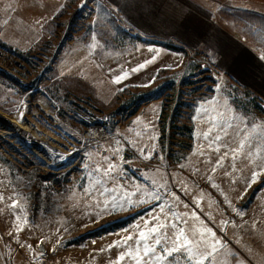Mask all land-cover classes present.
Instances as JSON below:
<instances>
[{
	"label": "rangeland",
	"instance_id": "rangeland-1",
	"mask_svg": "<svg viewBox=\"0 0 264 264\" xmlns=\"http://www.w3.org/2000/svg\"><path fill=\"white\" fill-rule=\"evenodd\" d=\"M181 1L191 11L181 10V3L169 5L170 0H136L135 7H125L123 12L184 17L162 24L155 40L136 19L123 17L121 0H0V264H116L128 250L124 237L136 236L137 225L147 231L144 220L157 203L154 193L165 212L170 207L188 221L187 232L206 234L209 246L220 241L210 264H264V206L254 201L264 180L252 191L251 176L241 169L254 156L251 167L258 173L264 168V128L247 131L245 121L247 129L240 123L229 130L228 146L222 144L216 157L228 154L214 172L216 161L207 158L201 144L183 157L178 143L186 138L174 133L189 125L197 129L208 100L215 102L212 114L224 106L260 124L264 45L254 50L241 36V26H262L249 15L264 16V5ZM206 20L209 34L201 38ZM177 27L179 33H170ZM167 34L175 39L164 40ZM234 34L252 48V57L234 48L244 46ZM42 36L43 42L30 48ZM228 37L232 44L224 43ZM145 41L161 49L122 67L121 44ZM199 137L197 130L195 141ZM129 142L151 158L141 157ZM240 142L242 152L232 157V147L239 149ZM106 158L125 172L128 180L121 183L136 193L131 199L144 203L102 211L98 201L104 197L96 181L109 185L103 177ZM103 228L109 232L101 234ZM117 241L121 244L109 247Z\"/></svg>",
	"mask_w": 264,
	"mask_h": 264
},
{
	"label": "snow or ice",
	"instance_id": "snow-or-ice-1",
	"mask_svg": "<svg viewBox=\"0 0 264 264\" xmlns=\"http://www.w3.org/2000/svg\"><path fill=\"white\" fill-rule=\"evenodd\" d=\"M136 0H126L127 7H135ZM152 61H148L151 63ZM144 65H140L143 68ZM136 71V69H134ZM20 120L23 122V113L20 115ZM229 128L232 125L228 126ZM223 132V137L220 134H216L211 137V131L205 133V139L209 137L212 138V144H226L227 137L229 136L228 129L224 125L220 126L219 129ZM133 148L139 152L140 156L144 159H150V155L145 153L143 148H138L136 144L129 142ZM212 145H209L211 148ZM54 151V150H53ZM216 152H220V147L214 149ZM203 153H201L202 155ZM227 152L218 157L215 166L213 167V172L217 167H223V159L227 156ZM58 159H63L62 156H58ZM107 168L103 172V177L109 179V185L105 186L102 180L96 181V190L99 191L100 196L104 197L102 201H98L99 205L102 207V211H115L117 207L123 208L124 205L133 207L136 203H144L145 201L134 202L131 197L136 195L135 192H128L125 184L121 183L122 180H128L125 172L118 171V166L107 161ZM97 171H100L97 169ZM228 174L227 172L225 173ZM257 178V173H253L251 180L254 182ZM216 187V185H213ZM133 187H136L133 185ZM87 191V189H85ZM119 193V195H117ZM4 197L0 195V200ZM151 199L156 201L154 208L148 209L149 218L144 220V225L147 228L145 230H139V225H137L138 233L136 236L127 235L124 237L123 244L127 246L128 250L126 253L121 254L116 264H121L125 259H130L134 264H179L177 256L181 257L185 264H210V261L214 254L218 251L215 247L220 241L216 240L209 246L206 234H195L186 231L183 225L188 223L187 220L183 219L176 213L171 211L169 207L168 211L165 212V205L162 203L161 196L159 193H154ZM120 201L121 203H118ZM229 206L231 203L229 202ZM12 207H15L13 204ZM156 209L159 210L160 215L156 214ZM242 214V213H238ZM99 215V213H97ZM194 215V214H193ZM155 222V223H153ZM227 224L228 222H223ZM19 226L17 225V231H19ZM211 233V229L207 230ZM13 235V233H9ZM199 235V239L194 237ZM214 236L215 234L212 233ZM121 242L117 241L114 245L109 247H115L120 245ZM21 247H31V245H21ZM42 255V253H41Z\"/></svg>",
	"mask_w": 264,
	"mask_h": 264
},
{
	"label": "crops",
	"instance_id": "crops-1",
	"mask_svg": "<svg viewBox=\"0 0 264 264\" xmlns=\"http://www.w3.org/2000/svg\"><path fill=\"white\" fill-rule=\"evenodd\" d=\"M64 1L66 4V3H68L69 0H64ZM138 1L143 3L145 0H138ZM233 1H236L238 3H244V2H246V3H261L264 5V0H233ZM178 3H181L178 6V7H182L181 10L191 11L189 8V5L187 4V6H186L185 4H183V1H181V0H170L169 5L177 8L176 5ZM125 7H126V1L121 0V9H122L121 11H122L123 17L128 16V17H130V18H128L129 20H131L132 18L136 19V23L138 22L137 26L144 29L145 31H147L148 32L147 35L150 38L155 39V40L158 38H161L157 35L159 34L160 28L163 27L162 24L172 25L174 21L171 19H174L176 16L179 17V15L176 13H173V14H168V13L157 14L156 16H155V14L149 15V14L144 13V12H142L143 14L139 13V12H137V14H136L134 12L130 13V11H127V12L124 11L125 12L124 13L123 10H125ZM3 18H4V16L2 14V10H0V25L1 26L3 24ZM152 18L154 19V21L151 20ZM177 19H184V17L180 16ZM220 28H222V27H220ZM178 29L179 28L177 27L175 29L170 28L169 30H170V33L177 34V33H179ZM209 30H210V28L208 25V20H206V23L203 25L202 31H200V34H202L201 38L205 37L206 34H209ZM0 32H1V27H0ZM126 32L127 31H125V33ZM192 33H195V32H192ZM167 35H169V34H167ZM220 35H221V37H223V36H225V33L223 31H221ZM170 36H172V35L170 34L169 36H165L164 40H174L175 39V38L170 37ZM234 36H236V39H237L239 44H241L243 42L237 35L234 34ZM45 38H46L45 36L40 37L41 42L39 44H36V45L34 44L30 48H37L38 45H40ZM225 41H228L230 44L233 43L232 37L226 38L224 40V43H225ZM4 42L6 43L7 41H4ZM200 44L203 45L204 43H200ZM243 44L245 47L244 46H240V47L236 46L234 48L244 49L246 54H248L250 57H252V55L249 53V50L252 48L247 46L244 42H243ZM124 45H125V47H124ZM124 45L121 44V46H122L121 47V55H122L121 64H122V67L128 66L131 63V61H135L136 59H140L144 55L148 56V55L152 54L154 56L155 53L152 51H154L155 49H158V50L161 49L159 44L150 43V42H146V41H145V44L137 45V46H128V42H125ZM196 45H198V44H196ZM179 46L185 48V45L183 44V42L181 44H179ZM30 48L29 47L28 48L23 47V49H30ZM191 48H192V46H191ZM201 48L204 49V47H201ZM23 49H21V50H23ZM173 55L175 56L176 54H173ZM217 57H219V56H217ZM208 101H211V103L207 104L208 108L206 110V113H204L202 116L197 117V129L195 126L193 127V129H194V133H193L194 143H193V148H192L190 153H192L196 149V147H198L199 144H201L202 148L200 150H205V152L207 154V158L216 161L217 160L216 154L219 152L214 151V149L216 147H220V149H221L222 144L221 143L212 144V138L211 137H214L216 134H220L222 136V134H221L222 132L219 130L221 125H224V127L227 128L228 131L235 129L240 123L244 124V130H245V129H247L246 122L248 123L247 131L250 130V131L257 132V131H259L257 129H261V127L264 128V118H261V117L259 118L260 124H256V123L251 124L249 122L248 118L246 120V118L241 116L240 113L236 112L235 110H228L224 106H221L220 108L217 109L218 112H215L212 114L211 109H212V105L215 102L213 103V100H208ZM249 123L252 126L249 125ZM229 125H232V127L229 128L228 127ZM197 130L200 133V137L198 138L199 142L195 141V136L197 134ZM209 131H211V137H209L208 139H205V133H208ZM261 133H262V144H264V132L261 131ZM210 144L212 145L211 148H209ZM226 145L228 146L227 143H226ZM234 146L236 147L237 144H235ZM238 146L240 147L239 149L232 147V157L233 156L238 157L239 156L238 152H242L241 151V142H240V144H238ZM255 162H256V160H255V156H254L250 160L249 165L246 167V169L244 167L243 168L241 167V169L243 171H245L246 173H248L251 177H252V174L254 172L257 173L256 180L254 182L251 180V184L249 186L250 190H252V191L256 187L262 185L261 181H262V179L264 180V177H263L264 176V168L258 173L254 170L253 167H251V164L252 163L255 164ZM255 195H256V197H255L254 201L256 203H258L260 206H264V185L261 187V189Z\"/></svg>",
	"mask_w": 264,
	"mask_h": 264
},
{
	"label": "trees",
	"instance_id": "trees-1",
	"mask_svg": "<svg viewBox=\"0 0 264 264\" xmlns=\"http://www.w3.org/2000/svg\"><path fill=\"white\" fill-rule=\"evenodd\" d=\"M249 16L255 17L256 19H258L259 21L262 22V26H257V27L254 26L255 23H251V24L247 23V25H245V24L242 25L243 27H249L251 29V31H250V29H244L241 26V30H242L241 36L246 41H249V42L251 41L252 44H253L251 47L255 50V48L261 47L260 44L264 45V16L261 15V14H255L254 15V14H251V13H250ZM246 22H248V21H246ZM133 113L134 112H131V114H132L131 116L134 115ZM164 116L166 117L165 114H164ZM176 130L177 131L174 132L176 135H180L182 138H186V143L183 142V141H181V144L178 143V145H179L178 149L181 151V154L183 155V157H185L186 156V155H184L185 151L188 152L191 149V146H192V144H191L192 138L190 140V134L192 133L193 127H190V125H189V126L177 128ZM163 146H164V144H163ZM178 149H175V150H178ZM45 203L49 206V209L52 210V208H53L52 204L50 202L48 203V200ZM137 214H140V213H137ZM137 214L133 215V217L128 218L129 220L125 219L123 221L115 222V227H113L109 231H113V229L129 223L130 221L134 220V218L136 219ZM103 229H100V231L103 230ZM105 230L106 229L101 231V234L109 232V231H105ZM100 231H97V232H95L93 234L94 235L98 234V232H100ZM93 234L85 236L86 237L85 239H88V237L94 236Z\"/></svg>",
	"mask_w": 264,
	"mask_h": 264
},
{
	"label": "bare ground",
	"instance_id": "bare-ground-1",
	"mask_svg": "<svg viewBox=\"0 0 264 264\" xmlns=\"http://www.w3.org/2000/svg\"><path fill=\"white\" fill-rule=\"evenodd\" d=\"M33 129V128H32ZM47 151V150H46ZM50 151V150H49ZM48 161H50L51 162V164H53V163H55L56 164V162L52 159V157H49V160Z\"/></svg>",
	"mask_w": 264,
	"mask_h": 264
},
{
	"label": "water",
	"instance_id": "water-1",
	"mask_svg": "<svg viewBox=\"0 0 264 264\" xmlns=\"http://www.w3.org/2000/svg\"><path fill=\"white\" fill-rule=\"evenodd\" d=\"M42 247V246H41Z\"/></svg>",
	"mask_w": 264,
	"mask_h": 264
}]
</instances>
